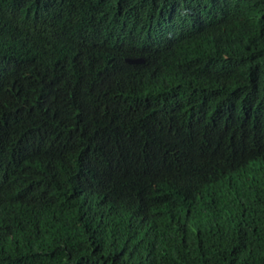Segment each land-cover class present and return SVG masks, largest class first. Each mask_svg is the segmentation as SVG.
<instances>
[{
	"label": "trees",
	"instance_id": "trees-1",
	"mask_svg": "<svg viewBox=\"0 0 264 264\" xmlns=\"http://www.w3.org/2000/svg\"><path fill=\"white\" fill-rule=\"evenodd\" d=\"M0 264H264V0H0Z\"/></svg>",
	"mask_w": 264,
	"mask_h": 264
},
{
	"label": "water",
	"instance_id": "water-1",
	"mask_svg": "<svg viewBox=\"0 0 264 264\" xmlns=\"http://www.w3.org/2000/svg\"><path fill=\"white\" fill-rule=\"evenodd\" d=\"M129 61H132V62L136 61L137 62V61H142V60L141 59H132V60H129Z\"/></svg>",
	"mask_w": 264,
	"mask_h": 264
},
{
	"label": "clouds",
	"instance_id": "clouds-1",
	"mask_svg": "<svg viewBox=\"0 0 264 264\" xmlns=\"http://www.w3.org/2000/svg\"><path fill=\"white\" fill-rule=\"evenodd\" d=\"M70 1V0H69ZM135 59H141L143 61L142 58H135ZM128 60H132V59H128ZM133 62H136V61H133ZM137 62H140V61H137Z\"/></svg>",
	"mask_w": 264,
	"mask_h": 264
}]
</instances>
